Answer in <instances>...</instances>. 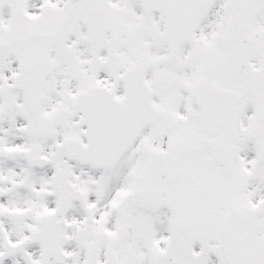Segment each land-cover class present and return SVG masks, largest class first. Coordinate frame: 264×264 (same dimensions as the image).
<instances>
[{
	"label": "snow or ice",
	"instance_id": "snow-or-ice-1",
	"mask_svg": "<svg viewBox=\"0 0 264 264\" xmlns=\"http://www.w3.org/2000/svg\"><path fill=\"white\" fill-rule=\"evenodd\" d=\"M0 264H264V0H0Z\"/></svg>",
	"mask_w": 264,
	"mask_h": 264
}]
</instances>
